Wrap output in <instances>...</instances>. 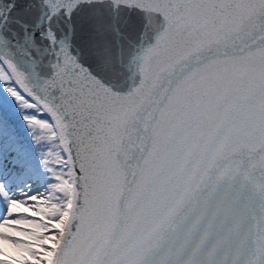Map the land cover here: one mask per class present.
I'll return each instance as SVG.
<instances>
[{
    "label": "snow or ice",
    "instance_id": "1",
    "mask_svg": "<svg viewBox=\"0 0 264 264\" xmlns=\"http://www.w3.org/2000/svg\"><path fill=\"white\" fill-rule=\"evenodd\" d=\"M0 264H264V0H0Z\"/></svg>",
    "mask_w": 264,
    "mask_h": 264
}]
</instances>
